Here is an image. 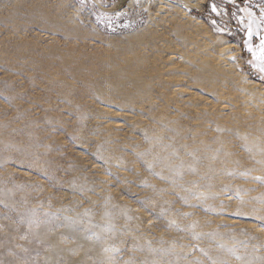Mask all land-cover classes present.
Listing matches in <instances>:
<instances>
[{
	"label": "rangeland",
	"instance_id": "rangeland-1",
	"mask_svg": "<svg viewBox=\"0 0 264 264\" xmlns=\"http://www.w3.org/2000/svg\"><path fill=\"white\" fill-rule=\"evenodd\" d=\"M193 1L0 0V264H264V0Z\"/></svg>",
	"mask_w": 264,
	"mask_h": 264
},
{
	"label": "snow or ice",
	"instance_id": "snow-or-ice-1",
	"mask_svg": "<svg viewBox=\"0 0 264 264\" xmlns=\"http://www.w3.org/2000/svg\"><path fill=\"white\" fill-rule=\"evenodd\" d=\"M215 10V9H213ZM251 51V49H249ZM261 62L264 63V41H262L261 44V56H260ZM262 71H264V68L261 69Z\"/></svg>",
	"mask_w": 264,
	"mask_h": 264
},
{
	"label": "bare ground",
	"instance_id": "bare-ground-1",
	"mask_svg": "<svg viewBox=\"0 0 264 264\" xmlns=\"http://www.w3.org/2000/svg\"><path fill=\"white\" fill-rule=\"evenodd\" d=\"M190 2H192L193 0H189ZM194 2V1H193ZM193 2H192V4H193ZM195 3H198L197 1L195 2ZM195 6V5H194ZM197 6V5H196Z\"/></svg>",
	"mask_w": 264,
	"mask_h": 264
}]
</instances>
